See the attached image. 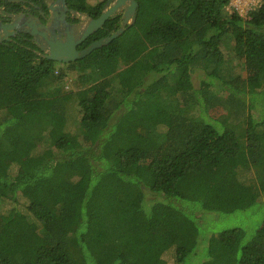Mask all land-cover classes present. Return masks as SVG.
I'll return each mask as SVG.
<instances>
[{
    "label": "trees",
    "instance_id": "obj_1",
    "mask_svg": "<svg viewBox=\"0 0 264 264\" xmlns=\"http://www.w3.org/2000/svg\"><path fill=\"white\" fill-rule=\"evenodd\" d=\"M65 1L95 17L107 0ZM231 1L136 0L121 35L57 70L29 36L0 43V206L28 214L0 232V264H168L170 248L184 264L199 210L264 203V0L245 17ZM206 256L264 264V219L211 236Z\"/></svg>",
    "mask_w": 264,
    "mask_h": 264
},
{
    "label": "water",
    "instance_id": "obj_2",
    "mask_svg": "<svg viewBox=\"0 0 264 264\" xmlns=\"http://www.w3.org/2000/svg\"><path fill=\"white\" fill-rule=\"evenodd\" d=\"M56 1L62 5L65 3V0ZM15 2H19V0H15ZM105 6V9L96 20H88L79 30H74L72 27L73 34L67 35L64 40L60 37V34L55 33L54 28L46 27L35 17L23 14L16 16L9 15V18L13 19L12 23L5 25L0 23V31L2 32L0 43L8 41L10 36L16 34V32H20L31 36L33 41L38 43L39 50L47 53L43 57L48 60L58 63H69L83 59L95 49L110 43L121 35L125 28L135 22L138 7L136 0H107ZM114 13H122V24L117 31L108 37L93 42L83 51L78 52L75 50L78 44L101 28Z\"/></svg>",
    "mask_w": 264,
    "mask_h": 264
},
{
    "label": "rangeland",
    "instance_id": "obj_3",
    "mask_svg": "<svg viewBox=\"0 0 264 264\" xmlns=\"http://www.w3.org/2000/svg\"><path fill=\"white\" fill-rule=\"evenodd\" d=\"M89 5H95L102 0H86ZM262 0H232L226 10L231 12H237L240 16L245 17L247 13L260 6ZM224 54L227 57V50H224ZM237 65V64H236ZM56 70L63 68L60 63L55 65ZM236 71L238 67L236 66ZM198 74V75H197ZM245 76V73H241ZM199 76L202 78L201 73H196L192 76L193 85L198 86ZM66 89L76 90L81 85L79 84L76 72H67L66 74ZM72 119L68 118L66 123L72 128ZM11 208L10 205L0 206V232L10 231L12 228L18 226V223L23 219L24 215L28 217V214L23 211L20 215H13L6 218L5 211ZM3 212V213H2ZM196 225L198 228V238L196 247L192 255L187 258L184 264H201L206 259L208 240L211 236L216 235L224 230L241 229L246 232L247 236L254 234V232L261 226L264 219V203L258 201L248 206L242 211L233 214H222L217 212H210L206 210H199L197 215ZM12 227V228H11ZM162 258L168 263H173V248L166 250Z\"/></svg>",
    "mask_w": 264,
    "mask_h": 264
},
{
    "label": "flooded vegetation",
    "instance_id": "obj_4",
    "mask_svg": "<svg viewBox=\"0 0 264 264\" xmlns=\"http://www.w3.org/2000/svg\"><path fill=\"white\" fill-rule=\"evenodd\" d=\"M37 1L38 3H34L33 0H19V2H15V0H8V2L18 4L19 6L12 12L5 11L3 7H0V23L4 25L12 23L13 19L9 18V15L16 16V15L23 14L25 16L35 17L39 20L41 24L45 25L46 27L48 26V27L54 28L55 33L60 34V37L64 40V38L67 35L73 34L72 27L74 30H79L82 27V25H85L88 22V20L90 19L96 20L101 15L102 11L106 7L104 4L101 8L99 15L95 17H91L88 14L85 15V14L76 12L75 10L68 8L66 5V1L64 5H62L60 2H57L56 0H37ZM49 7L51 10L49 9ZM117 15L120 16L119 26H121L122 13H114L108 19L113 18ZM1 33L2 32L0 31V36H2ZM91 35H89L80 44H78L75 50L78 52L83 51L90 44L95 42V41H92L91 43H87V45L84 46V43H86L87 39ZM24 36L26 37L29 35L16 32V34L9 37L8 41H4V42H11V41L13 42L14 38L20 39V38H23ZM25 40L31 41L32 44L36 45L38 49L36 53L39 56L43 57L47 55V53H44L39 50L38 43L33 41V38L31 36H29V39H25ZM55 63H58V62H55ZM60 64H63V63H60Z\"/></svg>",
    "mask_w": 264,
    "mask_h": 264
}]
</instances>
